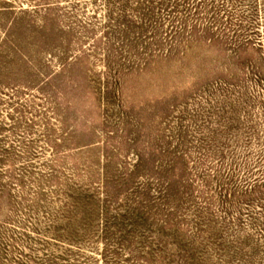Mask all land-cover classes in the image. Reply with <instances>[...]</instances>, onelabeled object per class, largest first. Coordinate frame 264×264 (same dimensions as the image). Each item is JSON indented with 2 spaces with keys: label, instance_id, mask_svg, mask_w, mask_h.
<instances>
[{
  "label": "rangeland",
  "instance_id": "374dc122",
  "mask_svg": "<svg viewBox=\"0 0 264 264\" xmlns=\"http://www.w3.org/2000/svg\"><path fill=\"white\" fill-rule=\"evenodd\" d=\"M0 264H264V0H0Z\"/></svg>",
  "mask_w": 264,
  "mask_h": 264
}]
</instances>
